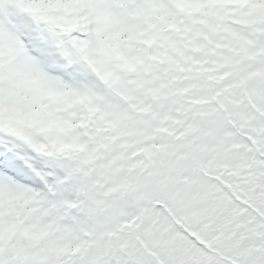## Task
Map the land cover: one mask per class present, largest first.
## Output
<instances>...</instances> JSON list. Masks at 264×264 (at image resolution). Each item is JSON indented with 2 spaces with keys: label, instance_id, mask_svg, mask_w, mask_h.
<instances>
[{
  "label": "snow or ice",
  "instance_id": "snow-or-ice-1",
  "mask_svg": "<svg viewBox=\"0 0 264 264\" xmlns=\"http://www.w3.org/2000/svg\"><path fill=\"white\" fill-rule=\"evenodd\" d=\"M0 264H264V0H0Z\"/></svg>",
  "mask_w": 264,
  "mask_h": 264
}]
</instances>
